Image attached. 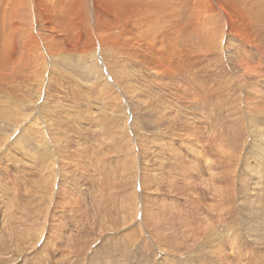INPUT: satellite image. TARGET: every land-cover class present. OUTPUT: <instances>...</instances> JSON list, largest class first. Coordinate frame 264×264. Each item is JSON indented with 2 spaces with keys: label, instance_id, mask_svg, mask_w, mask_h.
Instances as JSON below:
<instances>
[{
  "label": "rangeland",
  "instance_id": "rangeland-1",
  "mask_svg": "<svg viewBox=\"0 0 264 264\" xmlns=\"http://www.w3.org/2000/svg\"><path fill=\"white\" fill-rule=\"evenodd\" d=\"M201 1L0 0V264H206L211 241L231 245L204 184L231 176L208 182L184 144L199 139L215 171L220 145L246 154L264 110L246 105L251 87L226 73L227 57L206 55L226 30ZM235 3L255 45L239 48L264 51V0ZM237 175L225 191L238 208L264 199ZM237 216L239 231L264 234ZM205 225L220 233L206 238ZM254 237L243 264L264 248Z\"/></svg>",
  "mask_w": 264,
  "mask_h": 264
},
{
  "label": "bare ground",
  "instance_id": "bare-ground-1",
  "mask_svg": "<svg viewBox=\"0 0 264 264\" xmlns=\"http://www.w3.org/2000/svg\"><path fill=\"white\" fill-rule=\"evenodd\" d=\"M235 2H238V0H202L200 2L199 10L202 9V15L205 16V13H209V16L211 15L210 16L211 21L213 22L219 20V22H222L225 25V30H226V32L224 33L223 42L221 43L222 44L221 48L212 46L210 47V49H207L208 51L206 50L207 51L206 55H210L217 50L219 56L227 57L229 65L227 67L228 69L226 73L236 78L235 84L237 86H240L242 84H248V87H251V92L247 96L248 99L246 100L247 101L246 105L254 106L256 108H262L264 110V92L256 88L257 86H259L264 89V77H263L264 51L262 49H258V52L252 51L256 55V57L260 59L259 62L254 58L252 52H250L249 50H242L241 48H239L240 43L246 45L249 48H255V45L253 43L254 38L250 32L249 25L245 20L243 12L240 10L242 9V7L240 5H237ZM261 14H264V6L261 9ZM258 31H256L255 33V35L257 36H259ZM261 39L262 42H264V38ZM247 47L246 49H248ZM201 83L200 86H202V90L198 89L200 93V97L209 98L210 92L208 91L210 90H205L209 85V81L207 80L205 83L203 84ZM239 90L241 93H244V91L240 87ZM198 91L196 89L192 91L193 99L191 101H198L199 98ZM242 103H245L244 100H242ZM247 115L249 117L248 120L253 118L250 111ZM182 116H181L182 118L181 120H183ZM173 117L170 116L169 118L170 121L168 125L172 123V121L174 120ZM208 119L209 118H207V120ZM190 121L189 119H186L185 121V125L187 126V128L191 125L192 121L191 122ZM177 122L178 121H176V123ZM178 124L179 123H177V125ZM183 124L182 126L184 127ZM263 124H264L263 120L261 121H257V119L251 120L252 126L251 127L249 126L247 128L249 132V136L250 134L254 135L255 132L257 135L251 138L252 139L251 146L248 148L246 154L244 153L240 156H238L237 154H223V150H222L223 146L220 145V149L218 153L220 154L219 158L221 159L220 162L219 161L217 162L216 166H218L219 168L215 171L213 170L215 163H213L212 160L208 158L210 155L208 157L205 156V152L203 151V149H207V147H205L204 144L201 145V142L197 143L199 139H194V143L190 141L191 143L189 142L184 144L185 149H187V151H189L192 156L195 155L198 160L203 161V163L207 166L205 169L208 172V182H211L212 179L213 182H217V181L222 182L223 177L231 176V180L229 179L224 180L222 184L219 185L220 188H214L204 182V184L208 186L209 190L207 191L209 195H213L214 197L218 198V200H216L215 203H207V204L214 205L216 209L217 207L215 205L222 204L221 207L223 210V216L225 217V219L228 220L226 225L233 232V235L231 233H228L229 236L227 235L228 237L226 238V242H228V244L231 245L225 247V252L223 251V247L221 244L222 240L220 239V236H219V241L210 242L208 246L210 249L208 248L207 249L208 251L206 252L208 253L207 254L208 258L206 259L208 263L206 264H230L231 262L233 264H243L247 259L248 250H249L248 248L249 244L247 243L248 238L250 240H253L252 238L254 236H257L262 238V240L264 241V234L246 233L243 230L239 231L240 224L238 222V216H237V209H238V211L240 210V212H247V214L249 215V219L247 221L248 223L253 221L256 224L263 225L264 199L258 198L256 200H252L251 202H246L241 206H239L238 208L237 202H235V196L228 195L227 192L225 191V188L230 185V182L236 180L238 176L237 173H242L243 175H245V177L248 178L249 181L253 182L254 188L251 189L250 195L253 196L256 194V192L260 194H264V129H262L264 127ZM179 126H181V124ZM204 126L203 128L200 129L197 126L195 131H197V133H203L206 128ZM253 129L256 131H254ZM221 140H222L221 142H224V138H222ZM257 157L260 158L258 159ZM255 159H257V161H254ZM251 161L254 162V164H251L252 167L249 165ZM180 164L182 165L185 177L188 179L189 176L187 171L191 169V168L189 169V166L196 165L195 158L191 162V165L188 164L187 167H185V165L182 162H180ZM211 187H212V191H211ZM183 188L188 190V194L194 196L196 189H194L192 185L191 187L188 188L183 187ZM191 191H194V194L190 193ZM211 209L212 207H209V210ZM233 214H235L236 216L234 219H233ZM205 226L207 228V230H205V232H207L205 235L206 238L209 237L211 232L213 234H216L217 231L220 233L219 230L220 226L218 225L216 227H214L213 225L212 230L210 226L208 225ZM257 241L258 240L255 239L253 243L258 244ZM201 249L204 251V248ZM231 250H232V258L234 262L232 261L230 255ZM256 250H257L256 258H253L254 260H252L251 258L250 264H264V248L261 246L259 248L257 247ZM97 251L98 250L95 249L92 252L97 253ZM157 251L161 252L162 250H157ZM195 251H196L195 253L198 252L197 249ZM199 252H201L200 247H199ZM160 263L161 262H159V264Z\"/></svg>",
  "mask_w": 264,
  "mask_h": 264
}]
</instances>
